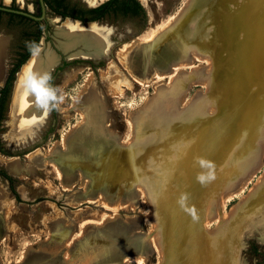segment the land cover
<instances>
[{
	"label": "rangeland",
	"instance_id": "rangeland-1",
	"mask_svg": "<svg viewBox=\"0 0 264 264\" xmlns=\"http://www.w3.org/2000/svg\"><path fill=\"white\" fill-rule=\"evenodd\" d=\"M104 1L64 3L93 7ZM138 1L143 13H118L94 22L107 28L109 41L104 53L94 58L85 55L98 52L86 40L67 47L70 36L60 30L63 20L47 7L34 49L39 54L35 67L55 60L46 73L51 79L42 88L55 90L59 99L28 94L21 113L13 118V83L1 134L6 154L0 153V168L14 177L20 201L9 195L0 211V264H254L244 252L248 243L255 241L264 251V175L258 179V174L223 210L216 204L259 160L264 0ZM12 3L34 13L31 0ZM171 18L175 21L170 31L165 27ZM7 19L5 14L0 17V34L9 41L6 74L22 43V29L29 28L10 26ZM191 23L196 26L193 37ZM172 35L211 55L209 90L204 62L176 70L165 64L155 67L152 55L161 61L192 62L189 55L161 52L162 40L171 41ZM127 56L144 66L135 72L145 85L134 80L124 63ZM156 69L169 75L156 77ZM74 71L77 75L60 90ZM92 75L93 84L84 90ZM111 77L123 81L114 84ZM186 77L197 83L171 89L174 79ZM206 99L215 112L207 108ZM43 106L45 123L17 143L23 125L30 123L26 120ZM201 160L213 165L215 175L204 184L197 176L209 169ZM0 187L11 193L2 177ZM120 204L125 207L114 209ZM205 209L218 217L209 229Z\"/></svg>",
	"mask_w": 264,
	"mask_h": 264
},
{
	"label": "bare ground",
	"instance_id": "bare-ground-1",
	"mask_svg": "<svg viewBox=\"0 0 264 264\" xmlns=\"http://www.w3.org/2000/svg\"><path fill=\"white\" fill-rule=\"evenodd\" d=\"M5 3H8L9 0H4ZM85 2H87L89 5H95L96 3L102 1V0H84ZM188 3V2H187ZM189 4V3H188ZM187 4V5H188ZM193 4H196V3H193ZM189 6V5H188ZM201 8V7H200ZM189 10V9H188ZM188 12V11H187ZM187 15V13H186ZM185 16V14H184ZM181 17V15H180ZM189 19V18H187ZM172 20H174V18H171V20H169V22L167 23V28L168 30L171 31V28H169V24L172 23ZM175 21V20H174ZM173 21V22H174ZM184 22H185V19H184ZM173 24V23H172ZM198 26V25H197ZM195 28L196 26L194 24H189V27H188V31H189V35L190 37H193L194 36V33H195ZM200 29V28H198ZM60 30L62 31H67V33L69 34H66V36H70L68 37L69 39V44H68V48L71 47L73 44H75L76 42H80L81 40H86V42L89 43L90 46H92V49L94 48L95 50H97L98 52L97 53H90V54H85L86 56H90L91 58H94V57H99L101 56L104 51L106 50V48L108 47V44H109V41H108V35L106 33V30L107 28L105 27H101L97 24H95L94 22H88L86 23V25L84 27H81L78 25V22L76 20H72L70 18H66L63 20V23H62V26L60 27ZM109 31V30H108ZM173 31V30H172ZM169 32V31H167ZM198 32H200L198 30ZM186 33V32H185ZM180 34V33H179ZM178 35V33L176 34V36ZM186 37V36H185ZM145 39V38H144ZM165 39L164 38L161 42V52L167 56H170V55H176L179 56V57H186L187 55H189L191 57V60L192 62L190 63H177V62H173L172 60H168V58H165L164 60L161 61V59H158V57H154V55H152V57L157 60L156 62H154L155 64V67H159L161 65H169L170 69H179V68H183V67H189V66H192L193 65V61H200V62H204V66L206 67V72L204 71V79H206L204 81V85L205 87L207 88V90H209V81L208 78H210L211 76V67H212V57L209 53L207 52H204V53H201L199 48L194 45V44H186L185 42H179V38H177L176 40V37L175 36H171L170 39L171 41H167L165 42ZM182 39V38H181ZM167 40H168V37H167ZM176 40V41H175ZM8 39L1 35L0 34V87L1 85H3V82H4V77H5V61H6V52H7V48H8ZM138 42V41H137ZM83 43V42H82ZM85 43V41H84ZM87 44V43H86ZM87 46V45H86ZM202 46V45H200ZM90 48V47H89ZM202 51V50H201ZM186 55V56H185ZM39 54L34 51L31 56L29 57V59L21 66V68L19 69V71L16 73V77H17V80L15 79L14 81V84H15V92H14V95H13V101H12V116L13 118H15L14 116V113L19 115V113H21V108H23V105L26 104V102H24V99L28 96V94H33V90L31 89H27V85L25 83V79H26V76L29 72L33 73V74H36L37 76V79L43 77L44 74L47 73V71H49L55 64V60H52V59H48L47 62H45L44 65H40L38 67H35L36 64H37V58H38ZM83 56V55H82ZM125 56V55H124ZM120 57H123V55L121 56L120 54ZM119 57V58H120ZM166 57V56H165ZM175 57V58H176ZM126 58V57H125ZM131 58V57H130ZM128 59V56H127V61H124L125 65L127 66V68L129 69V71L131 72V74H133V78H135L134 80L137 81L138 83H143L144 84V81L141 80L140 78H138L136 76V67L138 66V68L141 70L143 69V65H141V62L140 63H137V62H134L133 59ZM184 59V58H183ZM182 60V58H181ZM190 60V58H189ZM141 61V60H140ZM179 62H182V61H179ZM136 64V65H135ZM147 64V63H146ZM152 64V65H154ZM113 66V65H112ZM147 66V65H146ZM149 66V65H148ZM111 68V66H110ZM109 69V68H108ZM81 70V69H80ZM83 70V69H82ZM196 71V70H195ZM198 71V70H197ZM81 72V71H79ZM107 72V71H106ZM176 72V71H175ZM202 72V71H200ZM78 71H74L73 73L69 74L67 76V78L64 80L63 82V85L59 88L60 90H62V88L70 82V80L72 78H74L76 75H77ZM114 73V72H113ZM193 73V72H192ZM169 75V73H167ZM167 74H163L161 73L159 70H155L154 72V75L156 77H159L161 78L163 75H167ZM183 74V73H182ZM194 74V73H193ZM173 75V73H172ZM176 75V74H175ZM202 75V73H201ZM114 76V75H113ZM171 76V75H170ZM178 76V75H176ZM175 76V77H176ZM195 76V75H194ZM203 76L201 78H203ZM116 77V76H114ZM174 77V76H173ZM191 77V76H190ZM105 78V77H104ZM108 78V77H107ZM187 78V77H186ZM193 78V77H192ZM187 78V80H177V79H174V83L173 81L171 82L172 83V87L171 89H173V91L176 89V88H182V87H188V86H192L194 85L195 83H197V81H195V79L193 78ZM197 78V77H196ZM181 79V78H180ZM192 79V80H191ZM93 80H94V76L92 75L91 78L89 79V83L86 84V87L84 90H88L90 87H91V84H93ZM110 80L113 81L114 84H118L120 82H122L123 80L120 79V78H113L111 77ZM109 80V81H110ZM154 80V79H153ZM177 80V81H176ZM88 81V80H87ZM111 81V82H112ZM202 81V83H203ZM127 82V81H126ZM199 82V81H198ZM201 82V81H200ZM112 83V84H113ZM157 83V82H156ZM159 83V82H158ZM13 84V85H14ZM148 84V83H147ZM167 84V83H166ZM120 85V84H119ZM118 85V86H119ZM127 85V84H126ZM145 85V84H144ZM90 86V87H89ZM113 86V85H112ZM111 86V87H112ZM161 86V85H160ZM23 87H26V89L24 90ZM120 87V86H119ZM134 87V86H133ZM162 87V86H161ZM129 88V87H128ZM1 89V88H0ZM170 88V92L172 91ZM83 90V91H84ZM164 90V89H163ZM162 90V92H164ZM187 90V88H186ZM13 91H14V86H13ZM64 91V90H63ZM120 91V90H119ZM123 92V90H121ZM158 91V90H157ZM112 92V91H111ZM116 92V91H115ZM161 92V93H162ZM167 92V90H165V93ZM13 93V92H12ZM114 94V93H113ZM120 94V93H119ZM124 94V93H122ZM170 94V93H169ZM168 94V95H169ZM159 95H160V92H159ZM166 95V96H168ZM80 96V95H79ZM158 96V95H157ZM78 97V96H77ZM161 96H159L158 98H160ZM179 97V96H178ZM155 98V97H154ZM157 98V97H156ZM155 98V99H156ZM162 98V97H161ZM164 98V97H163ZM162 98V99H163ZM170 98V96H169ZM167 98V99H169ZM78 99V98H77ZM75 99V100H77ZM165 99V98H164ZM92 100V99H91ZM159 100V99H158ZM170 100V99H169ZM172 100V99H171ZM207 100V99H206ZM96 101H99L96 99ZM95 101V102H96ZM168 102V100H166ZM176 101V100H175ZM173 101V102H175ZM90 102V100H89ZM150 102V101H149ZM172 102V101H171ZM182 102V101H181ZM210 102L211 104V101L210 100H207L205 102L207 108L212 111L214 110L213 108L210 107V104L208 103ZM101 103V102H100ZM191 103V102H190ZM95 104V103H94ZM98 104V103H97ZM166 104V103H165ZM176 104V108H177V103ZM185 104V103H184ZM189 104V103H188ZM75 105V104H74ZM76 106V105H75ZM101 106V105H100ZM168 106V105H167ZM167 106L165 108H167ZM79 107V106H78ZM91 107H93L91 105ZM175 107V105H174ZM187 107V106H186ZM77 108V107H76ZM145 110H146V107H144ZM81 109V108H80ZM173 109V108H172ZM171 109V110H172ZM175 109V108H174ZM184 109V108H183ZM182 109V110H183ZM83 110V109H82ZM102 110V109H101ZM168 110V109H167ZM170 110V109H169ZM84 111V110H83ZM100 111V110H99ZM103 111V110H102ZM173 111V110H172ZM77 112L80 113L82 115V112L77 109ZM177 112H180L181 111H177ZM215 112V110H214ZM167 113V112H166ZM83 116V115H82ZM84 117V116H83ZM140 117V115H139ZM45 118H46V108L45 106H43L40 110H36L35 112L32 113V115L26 120V121H30V123L28 124H25L23 125L22 127V131L20 133V135H18L15 139V141L17 143L23 141L24 139H28L29 137L33 136L34 134H36L39 129L42 127V125L45 123ZM97 119V118H96ZM83 120H86V119H83ZM15 122V121H14ZM137 122V121H136ZM87 123V122H86ZM106 123V122H105ZM175 123V122H174ZM137 124V123H136ZM142 124V123H141ZM176 124V123H175ZM179 124V122L177 123ZM184 124V123H183ZM143 127L145 126L144 124L142 125ZM264 126V125H263ZM178 127V126H177ZM103 128V127H102ZM176 128V127H174ZM142 129V128H141ZM104 130V129H103ZM105 132V130H104ZM106 133V132H105ZM137 133V132H136ZM135 133V134H136ZM106 135V134H105ZM106 137V136H105ZM259 139L257 140V145L260 147V152H259V160L257 161L256 165L253 167V169H250L248 174L245 176V177H241L236 185H238L237 188L235 189H231V190H228V191H225V192H222V194L218 197L217 199V202L216 204H218V206L220 207V210H223V208L225 207L226 203L228 201H230L231 199L234 198V196L238 195L247 185H249L250 183L254 184V179L255 177L258 176V179L262 178L264 175V159L262 160V157H264V129L260 132L259 134ZM109 139V138H108ZM143 139V138H142ZM139 140V139H138ZM138 140H137V143H138ZM108 141V140H106ZM104 143L105 142V139H104ZM136 143V144H137ZM109 145V144H108ZM104 148V146H102ZM65 150H68V146H65ZM79 148V146H78ZM83 147L81 146L80 149H82ZM103 150V149H102ZM101 151V150H100ZM31 154V153H30ZM92 155V154H91ZM90 155V156H91ZM103 157V156H102ZM3 159L2 156H0V159ZM100 158V157H99ZM98 159V157H97ZM101 159V158H100ZM9 160V159H8ZM248 170V169H247ZM96 184V183H95ZM94 185V184H93ZM68 187H70L68 185ZM93 187V186H91ZM91 189V188H90ZM94 189V187H93ZM253 191V190H252ZM92 192V191H91ZM145 192V190H144ZM143 193V192H141ZM146 193V192H145ZM116 194H118L117 190H116ZM146 195V194H145ZM148 195V194H147ZM146 195V196H147ZM145 196V197H146ZM149 196V195H148ZM148 196L146 197L149 205H150V201L148 199ZM247 196V194H246ZM246 199V198H245ZM10 200V196L9 194H7L2 188H0V203L2 205L3 208H5L7 202ZM243 200V198H240V201ZM119 201V200H118ZM240 204V203H239ZM128 205V204H127ZM153 206V205H152ZM120 207H125L124 204H120L119 206H116L114 209H119ZM111 209V208H110ZM152 210V209H151ZM217 210V209H216ZM215 210V211H216ZM225 210V209H224ZM232 210V209H231ZM230 210V211H231ZM234 210V209H233ZM4 211L7 212L6 209H4ZM204 216H205V227L206 229H209L208 226L214 224L215 221L218 220V217L215 216H210V212L208 211V209H205L204 211ZM232 213V212H230ZM230 213H227L226 217L228 216V214ZM1 215V214H0ZM151 215H152V212H151ZM225 217V218H226ZM154 219V217H153ZM228 219V218H227ZM155 225V224H154ZM157 238V237H156ZM159 238V237H158ZM156 244H157V247L160 246V242L159 241H156ZM133 259V258H132ZM138 259V258H137ZM129 260V259H128ZM130 261V260H129ZM137 261V260H136Z\"/></svg>",
	"mask_w": 264,
	"mask_h": 264
},
{
	"label": "trees",
	"instance_id": "trees-1",
	"mask_svg": "<svg viewBox=\"0 0 264 264\" xmlns=\"http://www.w3.org/2000/svg\"><path fill=\"white\" fill-rule=\"evenodd\" d=\"M43 1L51 11L55 12L56 15L61 16L62 18L71 17L73 19L81 21L82 23H86L89 21H100L102 19L111 17V15L118 13L126 14L129 11H133L135 14L143 13L142 7L138 0H106L93 7L68 5L64 3V0ZM36 2L38 4V0H36ZM11 7L18 9L17 6L14 5V3L11 4ZM37 9L39 15V7ZM4 14L8 16L7 24H9L10 26L20 24L25 25V28H29L27 30L22 29V43L19 46V50L16 52L17 57L11 64V67L7 70L4 83L0 87V153L2 154L6 153L3 148L1 134L5 131L4 122L7 119V111L16 72H18L20 66L34 51L42 35V20H34L14 11H4L0 9V17ZM46 27L48 28V26ZM65 64L66 63L58 65L55 68V71L52 73V76L56 71L62 69ZM0 177L8 181L9 190L14 195V197L18 201H20L19 195L14 187V177L3 168H0ZM244 252L249 255V258L255 260L254 264H264V251H261L259 249V245L255 241H250L248 243V247Z\"/></svg>",
	"mask_w": 264,
	"mask_h": 264
},
{
	"label": "clouds",
	"instance_id": "clouds-1",
	"mask_svg": "<svg viewBox=\"0 0 264 264\" xmlns=\"http://www.w3.org/2000/svg\"><path fill=\"white\" fill-rule=\"evenodd\" d=\"M50 79L51 76L49 74H44L43 77L37 79L36 74L29 72L26 76L25 83L27 85V89H31L37 93L38 99L43 97L44 100L47 101H57L59 98L56 96L55 90H45L42 88V85L46 81H49ZM44 100H42V102H44ZM200 164L201 166L207 167L209 171L207 172L206 175L205 174L198 175L197 180L201 184L214 180L215 175L212 171L213 165L211 163H206L203 160L200 161Z\"/></svg>",
	"mask_w": 264,
	"mask_h": 264
},
{
	"label": "water",
	"instance_id": "water-1",
	"mask_svg": "<svg viewBox=\"0 0 264 264\" xmlns=\"http://www.w3.org/2000/svg\"><path fill=\"white\" fill-rule=\"evenodd\" d=\"M39 3H40V6H41V15H39V16H37V15H35V14H33L32 12H30V11H25V10H23V9H12L11 7H9V6H7V5H5V4H3V5H0V9L1 10H4V11H14V12H16V13H21V14H23V15H25V16H27V17H30V18H32V19H34V20H44V19H46L47 17H46V11H47V6L45 5V3H44V1L43 0H39ZM60 18L62 19V20H64V19H66V18H70V19H73V18H71V17H65V18H62L61 16H60ZM73 20H76L77 21V19H73ZM89 22H95V21H89ZM82 23V22H81ZM86 23H88V22H86ZM85 23V24H86ZM60 46V45H59ZM34 52V51H33ZM32 52V53H33ZM31 53V54H32ZM31 54H30V56H31ZM29 56V57H30ZM29 57L27 58V60L29 59ZM26 60V61H27ZM25 61V62H26ZM24 62V63H25ZM23 63V64H24ZM22 64V65H23ZM21 65V66H22ZM21 66H20V68H21ZM19 68V69H20ZM19 71V70H18ZM17 73V72H16ZM15 81V80H14ZM12 93V92H11ZM11 99V98H10ZM23 118H24V116H22Z\"/></svg>",
	"mask_w": 264,
	"mask_h": 264
},
{
	"label": "flooded vegetation",
	"instance_id": "flooded-vegetation-1",
	"mask_svg": "<svg viewBox=\"0 0 264 264\" xmlns=\"http://www.w3.org/2000/svg\"><path fill=\"white\" fill-rule=\"evenodd\" d=\"M31 2L33 3V7H34V13L33 14H35L37 16L41 15V6H40V3H39V0H38V4H37L36 0H31ZM9 7H11V6H9ZM38 7H39V15H38V9H37ZM11 8L12 9H15L14 7H11ZM17 8L18 9H23L25 11H28V8H25V7L24 8L17 7ZM53 13L55 14V12H53ZM18 14H21V13H18ZM21 15H23V14H21Z\"/></svg>",
	"mask_w": 264,
	"mask_h": 264
},
{
	"label": "crops",
	"instance_id": "crops-1",
	"mask_svg": "<svg viewBox=\"0 0 264 264\" xmlns=\"http://www.w3.org/2000/svg\"><path fill=\"white\" fill-rule=\"evenodd\" d=\"M24 1H26V0H16L17 3L24 2ZM9 2L12 3L13 0H9ZM9 2H8V3H5L4 0H3V4H5V5H8ZM5 77H6V73H5ZM5 77H4V80H5ZM3 83H4V82H3ZM1 86H2V85H1ZM0 188H1V187H0ZM2 189H3L7 194H9V193L5 190V188L2 187ZM9 195L12 196V193H10ZM2 209H3V207H2V205H1V203H0V211H2Z\"/></svg>",
	"mask_w": 264,
	"mask_h": 264
}]
</instances>
